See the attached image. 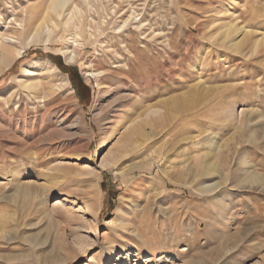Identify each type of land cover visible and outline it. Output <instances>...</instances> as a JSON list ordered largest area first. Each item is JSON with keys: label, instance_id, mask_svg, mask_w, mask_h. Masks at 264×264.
I'll use <instances>...</instances> for the list:
<instances>
[{"label": "rangeland", "instance_id": "obj_1", "mask_svg": "<svg viewBox=\"0 0 264 264\" xmlns=\"http://www.w3.org/2000/svg\"><path fill=\"white\" fill-rule=\"evenodd\" d=\"M49 2L0 0L24 50L0 74V264H102L109 244L128 256L108 264H264V0H71L26 47ZM24 64L55 68L54 93L29 96Z\"/></svg>", "mask_w": 264, "mask_h": 264}, {"label": "bare ground", "instance_id": "obj_2", "mask_svg": "<svg viewBox=\"0 0 264 264\" xmlns=\"http://www.w3.org/2000/svg\"><path fill=\"white\" fill-rule=\"evenodd\" d=\"M71 0H50L48 6L46 8H44L43 10H40V13L38 12L37 15H35V17L30 18L28 24H27V32H29V36L27 37V42H26V47L31 46L32 44L37 43L38 41H40L41 39V35L42 32L44 31H49V25L48 23H52L54 26H64L67 27V23L71 22L73 19V11L69 10L66 11L67 5H69ZM86 0H84L85 2ZM42 11V12H41ZM66 11V12H65ZM53 15V17L51 16ZM68 16V19L63 20L64 17ZM60 19V20H59ZM50 20V22H48ZM59 20V21H58ZM71 20V21H69ZM132 20V18H129L128 20H126L124 22V25L129 21ZM69 21V22H67ZM53 26V28H54ZM138 27V26H137ZM2 28H0V74L2 73V71H4L16 58L20 57L22 55V53L24 52L23 49H16V50H10L9 48V41H11V39H9L3 32H2ZM56 28V27H55ZM53 30V29H52ZM66 30V28H65ZM222 31V30H221ZM247 31H244V28L241 26H237L234 25V23H230L228 26H226V28L222 31V37L223 39H230L229 37L236 38L237 36H240L243 34V37H245ZM47 33V32H46ZM221 35V34H220ZM48 36L45 38V40H48ZM234 40H232L231 42L233 43ZM238 42V40H237ZM240 43V42H239ZM243 43V42H242ZM234 44V43H233ZM232 44V45H233ZM259 44V40L255 39L253 42V47L256 49L257 45ZM236 45V43H235ZM239 45V44H237ZM25 47V48H26ZM237 47V46H236ZM238 48V47H237ZM76 57V52L75 51H70L68 52V56H67V61L68 62H73L75 60ZM20 70L31 76L30 78H28L27 80H25L24 82H22L20 84V86L22 88H25L28 92H29V96H31L32 98H38V97H42V94H44L45 96H49L50 94L54 93L55 90V86L52 85V81L53 77H54V72H55V68L48 70L49 72L47 73L48 75H46L45 77H43L42 79L38 78V76L40 75V73L44 70L43 68L37 66V68H30L29 65H22ZM46 72V71H45ZM102 72H91V76H96V75H100ZM105 73V72H103ZM59 89V88H58ZM123 93V92H122ZM121 93V94H122ZM119 94L115 100H113V106H116L118 104H120L128 95L126 93V96L123 94L121 95ZM131 94V93H130ZM129 94V96H130ZM54 98V97H53ZM129 98V97H128ZM184 102V101H183ZM168 105V104H167ZM115 110V109H114ZM154 110V109H151ZM150 112V111H149ZM155 115V114H154ZM153 114L151 115V117L149 118L150 120L153 118L154 116ZM148 125H151V121L148 123V121H146ZM146 122H139L138 125H132V129H130L128 132H126L125 134H123V139L125 141H128L131 137V135L137 131H139V129L142 131V136H144L146 133L144 131V127L146 125ZM153 125V124H152ZM254 131V130H253ZM258 132V131H257ZM264 132V130H263ZM148 134V133H147ZM121 143V142H120ZM125 143V142H124ZM122 143V144H124ZM125 145V144H124ZM123 145V146H124ZM121 146V144H120ZM104 144L102 145L103 149ZM121 149L123 150L122 152L125 153L126 152V147H122ZM110 159L114 160V158H111L109 156H107L106 154H104L101 159L98 161V163L96 164V166H88L91 168V170L88 171V175L91 177L95 176V171H99L100 169L105 168L109 163H110ZM86 163L90 164V161L88 160V158H86ZM212 167V166H211ZM214 168V167H213ZM211 168V169H213ZM89 169V168H88ZM224 177V176H223ZM254 178H257V176H253ZM262 177V176H261ZM245 178V177H244ZM261 179V178H260ZM243 180V179H242ZM257 180V179H256ZM50 182V181H49ZM213 189V188H212ZM217 189V188H216ZM209 190V189H208ZM212 191V190H211ZM94 199L91 198V203L88 206H85V213L87 214L88 217H91L93 219V221L95 222L96 218H97V214H94V211L96 210V196H92ZM70 204H75V201L73 198H69L68 199ZM61 202L57 201L55 202L56 205H59ZM59 207V206H58ZM57 208V207H56ZM55 208V209H56ZM120 214V213H119ZM114 223H116V220H113ZM109 242V239H108ZM150 245L152 246L153 250L155 248H157L158 242L157 241H153L150 240ZM128 246V245H127ZM126 245H111L109 244L107 247H105L103 249V254L105 257V260L102 264H108L110 261H112V257H114V255L116 256L117 254L115 253V250L119 249L120 253H119V257L116 260V263H119L120 260L127 258L128 253H127V247ZM162 247V246H161ZM160 248V247H159ZM137 250H140V247L137 248ZM144 250V248H143Z\"/></svg>", "mask_w": 264, "mask_h": 264}, {"label": "trees", "instance_id": "obj_3", "mask_svg": "<svg viewBox=\"0 0 264 264\" xmlns=\"http://www.w3.org/2000/svg\"><path fill=\"white\" fill-rule=\"evenodd\" d=\"M67 72V71H66ZM75 88H77L76 86H74ZM103 186V185H102ZM104 190H106V187H104Z\"/></svg>", "mask_w": 264, "mask_h": 264}]
</instances>
